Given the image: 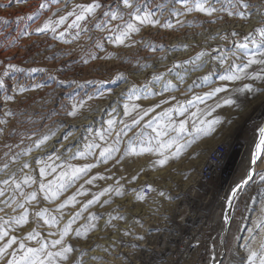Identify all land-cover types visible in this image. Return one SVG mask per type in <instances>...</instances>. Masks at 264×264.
<instances>
[{"label":"rangeland","instance_id":"obj_1","mask_svg":"<svg viewBox=\"0 0 264 264\" xmlns=\"http://www.w3.org/2000/svg\"><path fill=\"white\" fill-rule=\"evenodd\" d=\"M41 2L42 0H19V2L0 0V78L5 82L4 87L0 88V121H7L0 123V129H3L0 132V179L7 178L12 172L16 173L17 178L22 177L19 169L27 160L31 164V169L23 171L31 172L39 180L41 165L37 164L36 160L40 159L56 168V172H52L50 168L49 174L43 179L54 180L69 164L95 163L99 149H93V155L76 159L71 157L77 150L83 151L85 143L89 141L94 140L101 146L113 143L115 131L122 129L127 131V135H121L119 144L121 152L116 156L123 154L129 138L133 137L134 133L137 147L140 146L141 141L146 143L149 138H152L154 146L167 143L169 139H176L178 143H186L187 146L179 157L170 158L164 166H153V162L160 158V153L156 151L140 156H125L119 164L114 160L107 164L98 163L86 176H81L68 187L61 194L60 199L45 200L40 193L38 200L28 205L29 223L16 227L14 234L25 238L27 232L35 228L50 243L52 239L58 238L59 231L69 218L74 216L80 206L91 199L93 194L109 185L115 187L116 182L119 181L123 185V195L105 194L99 203L92 205L72 224L73 229L81 226L88 228L91 224H95L96 227L89 230L86 236L77 237L73 231L65 237V242L74 247L68 264H81V261L83 264H114L113 262L117 260L118 264H164L159 257H165L161 252L168 245L177 242L171 233L183 235L187 232L184 225L175 219V209L189 202L193 205L192 210L198 211V206L204 202H201L197 178L199 167L204 156L208 155V150L218 144L225 146L226 150L228 147V153L224 150V154L227 153V160L231 163L228 169H236L235 176H239V182L247 173L251 160L248 161L242 150L249 142L255 141L259 127L264 125V94L242 95L234 89L242 86L243 83H253L255 87L264 88V81L224 82L219 77L224 74L229 64L242 66L246 63L249 52L258 53L256 45L249 43L247 51L238 50L236 42L243 43V38L249 31H253V37L259 42L260 37L254 32V28L255 25L258 26L255 19L260 16L253 8L252 15L246 20L235 15L228 16L227 13H219L222 18H217V14H214V18H209L202 13L176 17L170 16L167 10L161 15L157 6L165 3L166 0H140L141 7L145 5L150 7L161 20V24L170 19L173 27L144 25L139 33H133L124 44H116L108 41L106 32H101L92 25H89V31L86 34L82 33L78 39H74L76 30L72 28H68L63 39L58 38V33L63 31L66 25H61L56 33L50 30L36 32L35 29L42 27L45 20L53 16V13H56L53 17L55 19L70 10L74 3L84 0H60L57 4H51L50 8L42 9L38 16L29 19L28 15L34 12ZM103 2L114 7L119 0H103ZM210 2L217 5V8L221 7L216 0ZM249 3L258 4L256 6L260 7L264 5V0H249ZM174 6L180 7L179 4ZM223 6L227 7V4ZM58 8H62V11L57 13ZM177 19L185 23L178 25ZM70 23L71 18L66 24ZM231 25L232 27L228 28ZM220 29L224 30L221 32ZM235 30L237 35L233 36ZM216 37H221L222 40ZM202 38L206 41L204 42ZM199 39L202 40V44ZM65 40L68 42L66 43ZM97 40H101L103 47L95 46ZM202 51L206 55L197 59L198 53ZM220 56L227 57V62L221 64L218 59ZM9 64L16 67L8 69ZM261 67L264 66L252 65L248 72L259 71ZM206 76L207 80L204 79ZM222 85H227L226 92L205 97L203 102L194 99L196 96L203 97L204 93ZM21 87L25 89L23 92L20 91ZM130 95L133 97L132 100H129ZM229 95L241 104L239 109L223 104V100ZM5 96H14L15 99L5 101ZM89 96L92 97L91 100H88ZM173 96L175 100L170 99ZM80 100L85 101V107L79 109L77 116H69L67 113L71 111L72 105ZM161 100H167L168 103L161 104L160 108L149 112L139 126L130 130L124 129V124L131 125L130 117L124 115L125 104L129 106L138 104L141 109L146 110L154 107ZM189 100L192 101L191 104L186 103ZM217 103L222 106L215 108ZM173 106H183L186 111L183 114L173 111L170 117L164 120L156 116V113L163 111L164 108ZM212 108H215V111L209 115ZM8 111L12 115H5ZM193 113L196 115L193 116ZM136 114V112L132 113L133 116ZM217 116L221 117L222 121L216 126L215 131L196 134L193 129L194 124L200 126L201 120H211ZM153 117H156V120L149 127L148 122ZM109 119L116 121L114 130L107 132L105 140H100L95 134L108 129ZM181 120L187 121V131L183 133L174 131L172 127L163 128V125L168 124L169 121L174 126H178ZM229 120L232 122L228 123ZM121 121L124 123H120ZM157 124L161 126L159 130L166 132V135L157 138V132L154 131ZM204 127L206 128L207 125ZM57 129L59 130L56 135L42 148L37 149L33 146L30 155H17L15 161L10 159L13 154H20L37 137ZM33 133L35 136L32 135ZM68 133H72V136L65 141L64 136ZM21 140L23 143H20ZM6 146H10L11 150L9 151V147ZM67 147L72 148L71 153L67 151ZM174 148L173 145V148L163 151L170 153ZM5 152L9 155L5 156ZM248 155L251 156V153ZM49 156L52 157L51 160ZM56 156L60 159H55ZM260 162L262 166H256L253 179L241 191L242 194L238 198V206L241 210L229 222L224 243L217 250L219 264H246L248 253L243 245L249 235L248 229L253 227V222L260 212V200L264 198V182L260 180V176L264 175V160ZM4 163L9 164L6 170L2 168ZM97 174L106 179H97L90 185L84 183L86 179ZM132 176H137V179L131 180ZM82 184L85 192L84 195L77 196L78 203L69 204L63 210H59L58 204L77 192ZM146 185L153 188V196L143 193V187ZM37 188L38 185H32L25 187V191H33ZM161 192L164 195H161ZM138 194L143 195L144 199H138ZM104 199H110L111 203L103 204ZM213 205L214 202L208 206L210 210L213 209ZM41 208H47L50 215L57 216L60 219L59 225L50 226L44 223L43 218L36 217L35 211ZM20 211L22 210L17 209L16 213H13L11 209L5 208V212L11 215ZM89 212L96 215L95 220L89 217ZM118 216H123V219H111ZM207 216L213 221V215L207 214ZM211 230L212 235L207 239V249L210 251V257L211 254L213 257L219 234L215 238L213 228ZM81 231L83 232V228ZM239 231H243V234L240 232L242 236H239ZM49 232L57 235L49 236ZM125 232L129 234L125 235ZM139 236L143 239H137ZM26 243L30 247L38 246L36 240H26ZM134 245L138 247H133ZM13 247L19 251L18 245ZM81 249L85 250L83 254ZM93 257L98 258L93 259Z\"/></svg>","mask_w":264,"mask_h":264},{"label":"snow or ice","instance_id":"obj_2","mask_svg":"<svg viewBox=\"0 0 264 264\" xmlns=\"http://www.w3.org/2000/svg\"><path fill=\"white\" fill-rule=\"evenodd\" d=\"M19 2V0H17ZM60 0H42L39 4L38 8L28 15V18L31 19L33 16H38L42 9L50 8L51 4H57ZM216 3H220L221 7L217 8L214 3L210 2V0H166L165 3H161L158 5V9L163 15L165 10L168 11L169 15H175L176 17L186 16L191 13H202L205 16L212 18L214 14H217V18H222L218 14L219 13H227L228 16H239L243 19H247L252 15V9L255 7L257 10V14L260 16V20L258 21V26L254 28V32L257 33L260 37L259 42L253 37V31H249L247 35L243 38V43L236 42L237 49H243L245 51L249 48V43L252 45H256L258 49V53L253 51L249 52L247 55L246 63L241 65L229 64V66L224 70V74L219 77L221 81H243V80H260L264 81V67H261L259 71L248 72V69L251 68L252 65H260L264 66V5L257 7L256 5L250 4L249 0H216ZM227 4V7H224V4ZM175 4H179L180 7H175ZM172 5V6H169ZM67 5H64L66 7ZM62 11V8L56 9V12ZM56 13H53V16L48 17L47 20L43 23L42 27H37L35 29L36 32H45L52 31L53 33L57 32V29L61 25H66L63 31L58 33V38L63 39L65 36V32H67L68 28L75 29L74 39H78L82 33L86 34L89 31V25H92L94 28L98 29L101 32L107 33V39L111 43L116 44H124L126 40L131 38L133 33H139L141 31V27L144 25H160L165 28H172L173 24L170 19L165 20L163 24H161V20L156 17L155 13L152 11L150 7L145 5L143 8L141 7L140 0H119L118 3L113 7L111 4H105L103 0H84V2L74 3L70 10L66 11L65 14L59 15L55 19ZM71 18V23L66 24V22ZM17 19H22L21 17H17ZM119 22V23H113ZM215 22L214 20L212 21ZM185 23V21H181L180 19L176 20V24L180 25ZM187 23H191V21H187ZM233 36L237 35L236 32L232 33ZM91 39V37H88ZM251 38V39H250ZM67 43L68 41L65 40ZM96 47H103L101 40L96 41ZM187 47V45H185ZM206 55L205 52H200L197 55V59H200ZM95 59V57H93ZM221 64L227 62V57L220 56L218 57ZM87 63V61H85ZM15 65L9 64L8 69L15 68ZM7 75V72H5ZM122 75V74H121ZM211 75V73H209ZM159 79V77H157ZM183 79V78H181ZM205 80L208 77H204ZM170 83V82H169ZM5 82L3 78H0V88H3ZM39 87V85H37ZM25 89L20 88V91L23 92ZM167 90V89H166ZM227 85H222L211 89L209 92L204 93V96H196L195 100L203 102L205 97L215 96L217 93L226 92ZM235 92L240 94L251 93L253 96L256 94H264V88L255 87L253 83H243L242 86L234 89ZM103 95V94H101ZM5 101L14 100V96H5ZM92 97L89 96L88 100H91ZM133 97L130 95L129 100H132ZM139 99V97H136ZM171 100H175L176 98L173 96L170 98ZM167 100H161L160 103L155 104L154 107L148 109H141L140 105L129 104L124 105V115L129 116L131 119V125L124 124V129H131L132 127H136L140 125V122L144 119L145 116H148L149 112L155 111L161 107V104H167ZM187 104H191L192 101H186ZM224 105H232L237 107L238 109L241 107V104L237 99L233 98L231 95L227 96L223 100ZM222 105L217 103L215 108H220ZM85 107V101L80 100L72 105L71 111L67 114L69 116H77L79 109ZM215 108H212L209 112L215 111ZM139 109V112H137ZM176 111L180 114H183L186 109L183 106H173L164 108L163 111L156 113L161 120L170 117V114ZM199 111V109L197 110ZM133 112L137 114L135 116L132 115ZM142 113V114H140ZM5 115H12L10 111L6 112ZM193 116L196 113L192 114ZM156 117H153L152 120L148 122V126L151 127L152 123L155 122ZM222 121V118L217 116L211 120H201L200 126L193 125V129L197 135L201 132L208 134L212 131H215L217 125H219ZM231 123L232 121H227ZM0 123H7V121H0ZM120 123H124L121 121ZM187 121L181 120L178 126H174L171 121L168 124L163 125V128L172 127L174 131L178 133H183L187 131L186 128ZM108 129L105 131L97 132L95 135L99 137L100 140H105L107 132H111L114 130V126L116 121L114 119H109L107 121ZM204 125H207L205 128ZM160 125L157 124V128L154 131L157 132V138L161 135H166L167 133L159 130ZM56 131H51L49 134H44L40 137H37L31 145H29L26 149L22 150L20 154H13L10 158L12 161L17 159V155H30L33 150V146L37 149L42 148L46 145L47 141H49L53 136L56 135ZM3 129H0L2 132ZM14 131V130H13ZM259 139L255 143V149L251 154V165L255 166L258 161L264 160V126L259 127ZM127 135V131L123 129L120 131H115L113 143L106 144L105 146H101L100 144L95 143L94 140L85 143L84 150H77L72 155V159H76L77 157H85L87 155H93V149H99V156L96 159L95 163H85L83 165H72L69 164L65 169L61 170L59 174L56 176L54 180L45 181L43 178L49 174V169L51 168L52 172H56V168L52 167L46 161H42L40 159L36 160V163L41 165L39 168V177L41 179H37L36 176L32 175L31 172L25 173L24 169H31V164L25 160L22 164V167L19 171L22 173V177L17 178L15 172H12L7 175V178L0 179V213H4V215H0V262L2 264H68L70 260V254L74 251V247L70 243L65 242V237L69 235V233L75 231L77 237L87 235V232L92 228H95V224H91L88 228L73 229L72 224L75 223L76 218L80 217L83 212L87 211L92 205L99 203L101 197L105 196V194L115 193V195H123V185L116 182L115 187L113 185H109L108 187L103 188L98 193L92 195L91 199H88L84 204H82L78 211L75 212L74 216L70 217L68 222L63 226V228L59 231L58 238L52 239L49 243L47 238L43 237L39 231L35 228L28 231L25 238L18 237L14 234L16 227L21 225H27L29 223V213L30 209L28 207L32 201L38 200V196L40 193L43 194V199L49 201H55L60 199L61 194L70 187L76 180L80 179L81 176H86L93 168L97 166L98 163L107 164L109 161L114 160L116 164H119L125 156H140L144 153L151 152H159L160 158L153 162V166H164L168 163L170 158L179 157L181 152L187 146V144H181L176 141V139H169L167 143H160L158 145L152 144V138H149L147 142H140V146H136L135 133L133 137H130L128 140V144L124 149V152L120 156H116L117 153L121 152L119 147L120 137L121 135ZM35 136V133L32 134ZM72 136V133H68L64 136V140L68 141L69 137ZM31 139V137H29ZM20 143H23L21 140ZM175 146L174 151L170 153H166L163 149H171ZM19 145H17L18 147ZM9 151L11 150L10 146ZM62 147H66L62 145ZM67 151L72 152L71 147H67ZM5 156H8L9 153L5 152ZM52 157L49 156V160ZM55 159H60L59 156H56ZM9 164L4 163L2 168L4 170L8 169ZM143 171V170H141ZM255 172V168H250L247 173L246 178L242 179L239 183L235 185L232 189L231 198L234 199L238 196L239 192L244 189V187L253 179V173ZM106 179V177L102 175L91 176L84 181L85 184H92L95 180ZM137 176H132L131 180H136ZM260 180L264 182V175L260 176ZM131 181H129L130 183ZM32 185H38V188L33 191H25V187H31ZM149 188L151 186L149 185ZM135 191V190H133ZM84 185H80V189L67 198L63 199L58 204V209L63 210L69 204L76 205L78 203L77 196L84 195ZM164 195L163 192L160 193ZM138 199H144V196L138 194ZM111 203L110 199H104L103 204ZM260 212L257 218L253 222V227L248 229L249 235L245 238L244 247L248 253L246 264H264V198L260 200ZM102 206V205H101ZM229 206H231V199L229 200ZM5 208L11 209L13 213H16L17 209H21L19 213L15 215H11L5 212ZM34 215L38 218H43L44 223L50 226L59 225L60 219L57 216L50 215L47 208H41L38 211H35ZM62 216V212H61ZM89 217L92 220L96 219V215L94 213L89 212ZM111 219H123V216L111 217ZM227 220L228 217L226 216ZM111 220L109 221V223ZM115 227V225H113ZM83 228V232L81 229ZM128 232H125V235H128ZM258 234V235H257ZM57 234L54 232H49V236H56ZM259 237V238H258ZM137 239L142 240L143 237L139 236ZM27 241L36 240L37 247H30L26 243ZM14 245H18L19 251L14 249ZM133 247H138V245H134ZM11 250V251H10ZM85 250L81 249V254L84 253ZM98 257H93V259H97ZM81 264L83 262L81 261Z\"/></svg>","mask_w":264,"mask_h":264},{"label":"built area","instance_id":"obj_3","mask_svg":"<svg viewBox=\"0 0 264 264\" xmlns=\"http://www.w3.org/2000/svg\"><path fill=\"white\" fill-rule=\"evenodd\" d=\"M223 155V145H216V149L210 154L215 166H204L203 170L200 169L198 173L199 195H201V202L204 201L198 206L199 210H192L193 205L189 202L175 209V219L184 225L187 232L183 235L171 233L177 242L171 246L168 245L161 252V254L164 253L165 257H159L162 258L164 264H219L217 250L224 243L223 239L228 230L229 222L241 210L238 206V198L242 194L239 192L236 198H231V206H229L232 189L239 182V176H235V168L231 170L227 168L225 172H222ZM143 193L153 196L154 190L146 185L143 187ZM212 202L214 205L212 206L213 209L210 210L208 206ZM224 205H226V212ZM209 212L211 213L209 214ZM207 214L214 216L213 221L211 218L208 219ZM226 216L228 217L227 220L225 219ZM212 228L215 238L219 234V240L217 246H214L215 256L212 257L211 254L210 257L207 239L212 235Z\"/></svg>","mask_w":264,"mask_h":264},{"label":"bare ground","instance_id":"obj_4","mask_svg":"<svg viewBox=\"0 0 264 264\" xmlns=\"http://www.w3.org/2000/svg\"><path fill=\"white\" fill-rule=\"evenodd\" d=\"M256 5H258V4H256ZM215 6H217V5H215ZM254 9H256L255 7H254ZM255 13V12H254ZM196 14V13H195ZM257 15V14H256ZM214 18V17H213ZM256 18V17H255ZM258 18V17H257ZM255 19V21L257 22V25H258V21L260 20V17L258 18V19ZM201 20H203V18L201 19ZM218 20V19H217ZM241 20V19H240ZM246 20V19H245ZM203 22V21H202ZM207 22V21H206ZM247 22V21H246ZM237 23V22H236ZM245 23V22H244ZM249 23V22H248ZM213 24H215V23H213ZM219 24V23H218ZM221 24V23H220ZM207 25V24H206ZM209 25V24H208ZM222 25V24H221ZM238 25H240V24H238ZM255 25V24H254ZM211 26V25H210ZM209 27V26H208ZM213 27V26H212ZM218 27H219V25H218ZM222 27V26H221ZM220 27V28H221ZM230 27H232V25L231 26H229L228 28H230ZM233 27H235V26H233ZM241 27H243V26H241ZM245 27V26H244ZM243 27V28H244ZM247 27V26H246ZM254 27V26H253ZM255 27H256V25H255ZM239 28V27H238ZM249 28V27H248ZM251 28V27H250ZM226 29V28H225ZM247 29V28H246ZM198 30H201V29H198ZM216 30H218V29H216ZM224 29H220V31L222 32ZM238 30V29H237ZM243 30V29H242ZM206 31V30H205ZM219 31V32H220ZM228 31V30H227ZM198 32H200V31H198ZM203 32V31H202ZM202 32H200V33H202ZM210 32H212V31H210ZM216 32H218V31H216ZM226 32V31H225ZM229 32H230V29H229ZM235 32H236V30H235ZM238 32V31H237ZM208 33V32H207ZM201 35V34H200ZM205 35V34H204ZM221 35V34H220ZM190 36V35H189ZM188 36V37H189ZM198 36V35H197ZM199 37V36H198ZM207 36H205V38H206ZM214 37V36H213ZM223 37V36H222ZM201 38V37H200ZM209 38V37H208ZM207 38V39H208ZM216 38H220L221 39V37H216ZM183 39H185V38H183ZM203 39V38H202ZM219 39V40H220ZM197 40V39H196ZM199 40H201V39H199ZM198 40V41H199ZM222 40V39H221ZM203 41H204V39H203ZM206 41V40H205ZM204 41V42H205ZM218 41V40H217ZM192 42V41H191ZM202 42V40L200 41V43ZM210 42V41H209ZM188 43V42H187ZM197 43V42H196ZM202 44V43H201ZM190 45H191V43H190ZM193 45H195V44H193ZM199 46V45H198ZM198 46H196V47H198ZM167 53H169V52H167ZM176 54V53H175ZM161 55V54H160ZM157 56V55H156ZM163 56V55H162ZM150 58H151V56H149ZM145 58H147V57H145ZM167 58V57H166ZM170 58V57H169ZM173 58V57H172ZM157 59V58H156ZM158 59H160V58H158ZM165 61H166V59H164ZM168 60V59H167ZM157 61H159V60H157ZM164 61V62H165ZM170 61V60H169ZM176 61H178V60H176ZM160 62V61H159ZM163 62V61H162ZM168 62V61H167ZM167 62H166V64H167ZM174 62V61H173ZM172 62V63H173ZM161 63V62H160ZM150 64H151V62H150ZM164 64V63H163ZM164 66V65H163ZM154 69V68H153ZM156 69V68H155ZM159 70H161V69H159ZM159 70H157V72L159 71ZM148 71V70H147ZM152 71H155V70H152ZM137 72V71H136ZM145 72V71H144ZM156 72V71H155ZM143 74V73H142ZM145 74V73H144ZM150 74V73H149ZM140 75V74H139ZM135 76V75H134ZM138 75H136V77H137ZM147 76H149V75H147ZM142 77V76H141ZM138 78V77H137ZM182 89H183V87H182ZM181 92V91H180ZM186 91H184V93H185ZM180 95V94H179ZM179 95L177 96V97H179ZM189 97V96H188ZM264 99V98H263ZM90 110H93V109H90ZM92 112V111H91ZM90 112V113H91ZM94 113V112H93ZM88 114V113H87ZM93 115V114H92ZM88 116V115H87ZM93 117V116H92ZM91 117V118H92ZM85 118V117H84ZM89 118V117H88ZM80 120H82V119H80ZM79 120V121H80ZM84 120H86L87 121V119H84ZM89 120V119H88ZM92 120V119H91ZM78 121V120H77ZM83 121V120H82ZM88 122V121H87ZM87 122H85L84 121V123H87ZM82 123V122H81ZM89 123V122H88ZM76 124H77V122H76ZM78 125V124H77ZM85 125V124H84ZM264 126V125H263ZM80 127V126H79ZM259 133V132H258ZM256 136V135H255ZM258 139H259V134H258V137H256V139H255V141H252V142H249L247 145H246V147H244V149L242 150L243 151V155L246 157V158H248V161H250L251 159H249L251 156H249L248 154L249 153H251L252 154V152L254 151V149H255V143L258 141ZM224 147V150H226V147L225 146H223ZM216 149V145H214V146H212L209 150H208V155H206V156H204V159L202 160V163H201V165H200V167H199V172H200V169H202L203 170V167L204 166H208V165H210L211 167L212 166H215V164H214V161H212L211 160V158H210V154H211V152L212 151H214ZM227 153H228V147H227ZM227 153L226 154H224L223 155V161H222V172H225L226 170H227V168L228 167H230L231 165V163H230V161H228L227 160ZM242 158V157H241ZM242 160V159H241ZM212 161V162H211ZM259 163H260V165H259ZM256 166H262V162H260V161H258V163L255 165V166H253V165H251V163L249 162V167H248V169H247V173L249 172V170H250V168H252V167H254L255 169H256ZM247 173H246V175H245V177L244 178H246V176H247ZM253 175H254V173H253ZM240 180H242V179H240ZM241 192V191H240ZM230 199H231V197H230ZM224 211L226 212V205H224ZM249 216V215H248ZM240 232L243 234V231H239V236H242V234H240ZM152 240V239H151ZM224 248V247H223ZM221 255V254H220ZM223 256V255H222ZM220 260V259H219ZM117 262H119L118 260H117ZM116 261H114L113 263L114 264H116L117 263ZM104 264H106V263H104ZM108 264V263H107ZM118 264V263H117Z\"/></svg>","mask_w":264,"mask_h":264}]
</instances>
